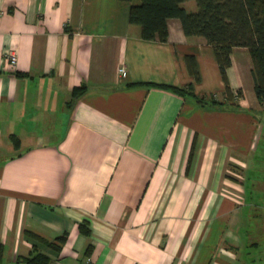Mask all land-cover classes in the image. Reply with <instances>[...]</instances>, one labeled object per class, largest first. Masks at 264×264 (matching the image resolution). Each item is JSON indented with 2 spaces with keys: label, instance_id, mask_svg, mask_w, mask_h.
<instances>
[{
  "label": "crops",
  "instance_id": "0c3cea01",
  "mask_svg": "<svg viewBox=\"0 0 264 264\" xmlns=\"http://www.w3.org/2000/svg\"><path fill=\"white\" fill-rule=\"evenodd\" d=\"M129 5L0 0V264L30 252L29 233L65 236L45 249L52 264H264V200L247 179L264 176V107L248 49L231 50L232 99L202 105L168 86L224 99L212 45L175 16L166 40L142 38Z\"/></svg>",
  "mask_w": 264,
  "mask_h": 264
},
{
  "label": "trees",
  "instance_id": "16d2710c",
  "mask_svg": "<svg viewBox=\"0 0 264 264\" xmlns=\"http://www.w3.org/2000/svg\"><path fill=\"white\" fill-rule=\"evenodd\" d=\"M128 1H130L128 20L130 23L139 25L140 37L166 40V19L175 16L180 19L186 35H200L212 45L225 84L224 99L214 96L208 98L197 96L190 86L168 87L179 93H186L202 105L225 107L226 101L233 97L226 75V68L231 63V50L234 46H245L251 57L254 92L261 106L264 107V0H194L196 9L193 11H188L181 5L184 0ZM186 62L189 71L198 78L193 55H186ZM84 89V84L75 86L72 96H79ZM236 94L240 96L241 90L237 89ZM235 105L237 107V103ZM261 157L256 164L264 172V148H262ZM247 179L250 186L261 191L258 192L262 195L257 196L264 200V176L256 175ZM78 229L85 235L90 233L87 221L79 222ZM29 236L33 240L30 252L18 256L16 264H52L51 256L45 249L48 248L52 252L58 251L65 236L59 235L54 241L45 240L31 233Z\"/></svg>",
  "mask_w": 264,
  "mask_h": 264
},
{
  "label": "built area",
  "instance_id": "2783aa9c",
  "mask_svg": "<svg viewBox=\"0 0 264 264\" xmlns=\"http://www.w3.org/2000/svg\"><path fill=\"white\" fill-rule=\"evenodd\" d=\"M4 58L5 60L10 63V64H14L16 61V53L15 51H13L12 49H7L4 52ZM118 72L121 76H124L126 74V69L123 65L118 67Z\"/></svg>",
  "mask_w": 264,
  "mask_h": 264
},
{
  "label": "rangeland",
  "instance_id": "374dc122",
  "mask_svg": "<svg viewBox=\"0 0 264 264\" xmlns=\"http://www.w3.org/2000/svg\"><path fill=\"white\" fill-rule=\"evenodd\" d=\"M261 151H262V145H261ZM256 156L258 157L259 160L262 158V157H261V154L258 153V152L256 153ZM249 186H250V182H249ZM246 187H247V183H246ZM251 195H252V196H257V195L261 196L262 194L259 193V192H256V193H252Z\"/></svg>",
  "mask_w": 264,
  "mask_h": 264
}]
</instances>
